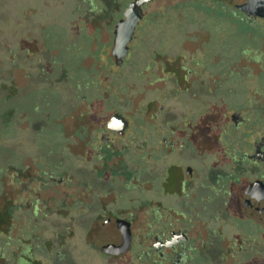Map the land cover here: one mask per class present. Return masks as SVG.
<instances>
[{"label":"flooded vegetation","instance_id":"flooded-vegetation-1","mask_svg":"<svg viewBox=\"0 0 264 264\" xmlns=\"http://www.w3.org/2000/svg\"><path fill=\"white\" fill-rule=\"evenodd\" d=\"M153 1L143 4L129 51L143 38L149 42L151 31L140 29L151 25L148 15L156 9L147 5ZM215 1L218 7L199 14L209 18L197 20V39L177 55L155 52L153 64L136 71L146 78L143 90L179 102L177 109L159 102L154 114L162 113L167 128L161 141H153V126L120 110L96 122L80 110L72 115L68 141L72 149L81 146L65 163L54 162L51 151L27 157L21 143L17 151L8 147L0 168V264H80L74 226L105 256L129 254L131 264L142 255V264H264V45L243 41L227 56L211 46L222 42L229 24L264 30V18L233 0ZM254 64L259 71H252ZM69 76L73 108L77 98L84 102L78 90L87 92L88 81L83 74ZM92 102L85 103L87 110ZM116 111L128 118L122 129L109 123ZM143 193L145 225L138 231ZM119 220L131 229L128 248L105 251L104 244L122 240Z\"/></svg>","mask_w":264,"mask_h":264},{"label":"rangeland","instance_id":"rangeland-1","mask_svg":"<svg viewBox=\"0 0 264 264\" xmlns=\"http://www.w3.org/2000/svg\"><path fill=\"white\" fill-rule=\"evenodd\" d=\"M129 1L0 0V168L4 152L8 147L17 151L20 143L27 157L51 151L55 153L54 162L65 163L63 158L81 146L74 145L72 149L68 141L76 120L72 115L77 116L80 110L88 111L86 119L96 122L107 119L117 109L132 121H142L148 129L153 126L154 142L167 135L162 113L155 115V111L160 101L174 104L177 109V97L161 96L155 89L143 90L146 78L136 71H144L146 62L152 65L150 58L157 51L177 55L181 45L197 39V20L209 18L199 14L219 5L215 0H154L147 5L156 9L148 15L151 25L140 29L144 34L151 31L149 42L146 38L139 40L131 46L123 64L114 67L109 55L113 25ZM173 13L176 16L168 15ZM245 29L249 30L244 32ZM170 33L175 35L169 36ZM249 40L251 45H264L263 28L237 22L228 25L222 42L211 46L227 56L235 53L238 44ZM252 71H259L257 64ZM70 72L75 79L83 74L88 81L87 92L78 90L84 102L77 98L73 108L67 86ZM90 100L93 102L87 110L85 103ZM147 101L152 105L145 108ZM156 125L160 128L156 129ZM130 158L131 154L127 157L128 163L132 161ZM2 178L0 218L1 189L5 183ZM144 197L145 193L138 194L137 198L138 231L145 225L146 208L139 206ZM74 228V253L78 263L131 264L129 254L109 258L89 244L81 227ZM145 258V255L139 256L137 263H144Z\"/></svg>","mask_w":264,"mask_h":264},{"label":"water","instance_id":"water-1","mask_svg":"<svg viewBox=\"0 0 264 264\" xmlns=\"http://www.w3.org/2000/svg\"><path fill=\"white\" fill-rule=\"evenodd\" d=\"M150 0H130L125 7L123 16L115 23L113 28V39L110 46V56L116 65H121L129 52V44L134 34L136 25L143 15V4ZM233 3L240 8L246 9L249 13L264 18V0H233ZM117 122L119 128L128 123V118L121 112L116 111L109 119V123ZM122 240L120 243H107L102 249L112 253L123 252L128 248L131 238L129 223L119 220Z\"/></svg>","mask_w":264,"mask_h":264}]
</instances>
